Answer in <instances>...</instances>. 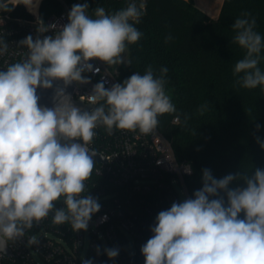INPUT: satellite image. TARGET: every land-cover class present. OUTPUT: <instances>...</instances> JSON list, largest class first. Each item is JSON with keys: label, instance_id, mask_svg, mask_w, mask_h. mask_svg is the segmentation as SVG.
<instances>
[{"label": "clouds", "instance_id": "obj_1", "mask_svg": "<svg viewBox=\"0 0 264 264\" xmlns=\"http://www.w3.org/2000/svg\"><path fill=\"white\" fill-rule=\"evenodd\" d=\"M18 4L30 11L37 6L33 0H0V11L10 12ZM88 9L87 3L73 5L69 22L54 36L33 40L28 35L19 41L18 47L27 49L26 58L0 71V253L51 211L53 224L87 230L92 215L100 210L98 200L85 194L96 155L89 145L98 126L110 135L114 128L149 135L157 129L159 116L176 112L165 90L168 69L161 68L156 77L150 65L143 75L135 72L111 88L103 81L97 83L91 95L81 97L98 105L90 112L74 106L64 89H57L55 107L39 105L37 89H50L55 80L65 86L89 83L82 73L93 71L91 60L109 66L130 64L123 54L142 36L134 25L144 14L143 0L139 5L133 0L113 14L97 7L93 17ZM249 16L243 13L232 25V43L246 51L233 75L244 89L260 86L264 90V72L258 67L264 45L254 30L255 18ZM50 28L56 25L45 27L40 21L37 31L45 33ZM8 51L0 36V56ZM21 55L25 57L24 52ZM207 107V103L201 105L199 113ZM188 119L185 115V126ZM77 139L83 144L72 142ZM260 146L264 148V143ZM237 180L245 186L230 187ZM202 181L193 198L174 202L158 213L153 236L141 248L145 264H264V170L216 179L204 169ZM60 200L65 207L55 209ZM37 242L35 236L29 239V244ZM104 251L109 259L119 254L118 248Z\"/></svg>", "mask_w": 264, "mask_h": 264}, {"label": "trees", "instance_id": "obj_2", "mask_svg": "<svg viewBox=\"0 0 264 264\" xmlns=\"http://www.w3.org/2000/svg\"><path fill=\"white\" fill-rule=\"evenodd\" d=\"M65 1L70 5L87 3L88 14L93 17L97 7L113 14L133 2ZM33 2L36 4L37 0ZM134 2L139 5L141 0ZM143 2L144 14L134 25L142 36L127 46L130 64L119 66V78L124 81L135 72L143 75L149 65L156 77L161 68L168 69L165 90L176 112L159 116L157 128L172 142L178 159L193 167V174L187 179L191 198L203 186L204 169H209L216 179L242 171L253 175L257 168L264 170V148L260 146L264 143V90L260 86L244 89L235 83L238 77L233 75L234 66L246 51L232 43V25L243 13H249V19L256 20L254 30L264 45V0H224L217 19L199 9L194 0ZM38 3L40 6L31 11L23 4L10 12L0 11V18L33 19L38 10L37 18L43 21L62 11L57 0ZM260 55L258 67L264 72V47ZM205 103L208 107L201 115L198 109ZM185 115L189 117L186 126ZM177 117L179 121L175 123ZM244 186L242 180L230 185Z\"/></svg>", "mask_w": 264, "mask_h": 264}, {"label": "built area", "instance_id": "obj_3", "mask_svg": "<svg viewBox=\"0 0 264 264\" xmlns=\"http://www.w3.org/2000/svg\"><path fill=\"white\" fill-rule=\"evenodd\" d=\"M57 1L62 11L43 21L0 18V36L9 47V51L0 56V71L26 57L27 49L18 47L19 41L28 35L33 40L54 36L56 30L69 22L73 5L65 0ZM40 21L45 27L55 24L56 29L39 33ZM23 52L25 57L21 55ZM89 63L93 71L82 73L89 83H76L74 91V99L86 105L89 103L81 97L91 95L97 83L103 81L106 88L123 83L119 73L102 61ZM96 68L99 72H95ZM174 122L178 123L177 119ZM95 132L89 147L104 161L94 162L93 173L86 182L85 194L100 204L87 230L73 231L69 224L55 225L54 216L48 215L26 230L23 237L9 242L10 254L0 253V264H83L88 259L93 264H145L141 248L153 236L151 228L155 226L158 213L169 209L174 202L191 198L187 179L193 174V167L178 159L172 142L158 128L149 135L139 130L115 128L110 135L104 126H98ZM62 207H65L62 200L55 203V209ZM33 236L38 242L29 244ZM107 248H118V256L109 259L104 251Z\"/></svg>", "mask_w": 264, "mask_h": 264}, {"label": "water", "instance_id": "obj_4", "mask_svg": "<svg viewBox=\"0 0 264 264\" xmlns=\"http://www.w3.org/2000/svg\"><path fill=\"white\" fill-rule=\"evenodd\" d=\"M75 87H76V82H73L72 84H70L68 86H65L62 80H55V81H53V87L50 89L38 88L37 89V95L40 97L39 105L41 107H47V108L55 107V100H54L55 93H56L57 89H64L65 94L70 97L71 103L74 106L78 107L81 110V112L92 111L95 108V105H93V104L86 105V104H84V102L77 101L74 99ZM72 142L83 144V141L80 139H77V140L72 141ZM62 143H63V141H62ZM92 158H93L94 162H103L104 161V159L101 156H99L98 154H96ZM49 215L54 216V213L51 211L49 213ZM4 252L6 254H10L8 247H6Z\"/></svg>", "mask_w": 264, "mask_h": 264}, {"label": "rangeland", "instance_id": "obj_5", "mask_svg": "<svg viewBox=\"0 0 264 264\" xmlns=\"http://www.w3.org/2000/svg\"><path fill=\"white\" fill-rule=\"evenodd\" d=\"M194 2H195V5L199 9H201L204 12H206L207 14H211V15L215 14L214 16H218L219 13H220V11H221V8H222V5H223L224 0H195ZM36 4H37V6H40L41 3H36ZM38 14H39V11L38 10L37 11H34V14H33L34 17H33V19L32 18L31 19L34 20L37 17H39ZM123 55L126 58V60H128V53H127V51ZM123 64H125V63L119 64V65H113V66H109L108 65V66L110 67V69L112 71L118 72L119 66L120 65H123Z\"/></svg>", "mask_w": 264, "mask_h": 264}, {"label": "crops", "instance_id": "obj_6", "mask_svg": "<svg viewBox=\"0 0 264 264\" xmlns=\"http://www.w3.org/2000/svg\"><path fill=\"white\" fill-rule=\"evenodd\" d=\"M195 1V0H194ZM206 13V12H205ZM217 14V13H216ZM220 14V13H219ZM212 19H217L218 18V16H214L215 14H213V15H211V14H208ZM217 17V18H216Z\"/></svg>", "mask_w": 264, "mask_h": 264}]
</instances>
